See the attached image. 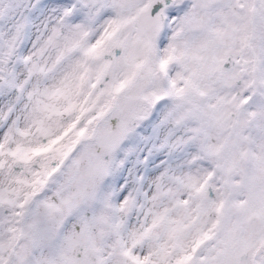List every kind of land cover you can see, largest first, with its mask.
<instances>
[{
    "label": "snow or ice",
    "instance_id": "1",
    "mask_svg": "<svg viewBox=\"0 0 264 264\" xmlns=\"http://www.w3.org/2000/svg\"><path fill=\"white\" fill-rule=\"evenodd\" d=\"M0 264H264V0H0Z\"/></svg>",
    "mask_w": 264,
    "mask_h": 264
}]
</instances>
